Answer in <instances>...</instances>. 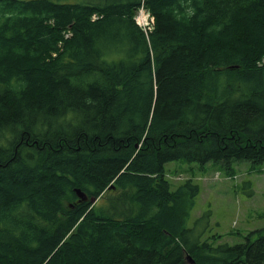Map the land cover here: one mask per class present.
I'll return each instance as SVG.
<instances>
[{"label": "trees", "instance_id": "16d2710c", "mask_svg": "<svg viewBox=\"0 0 264 264\" xmlns=\"http://www.w3.org/2000/svg\"><path fill=\"white\" fill-rule=\"evenodd\" d=\"M174 160L264 163V0H0V264H264Z\"/></svg>", "mask_w": 264, "mask_h": 264}, {"label": "rangeland", "instance_id": "374dc122", "mask_svg": "<svg viewBox=\"0 0 264 264\" xmlns=\"http://www.w3.org/2000/svg\"><path fill=\"white\" fill-rule=\"evenodd\" d=\"M147 20L148 24L146 21L144 24L150 28L152 22L148 15ZM165 168L166 176L174 183L172 187L188 178L199 185L191 215L194 218L211 210L205 235L216 234L218 240L234 244L248 232L264 227V163L251 167L247 162H237L229 171L216 163L174 160L167 162ZM188 224L193 225L192 218Z\"/></svg>", "mask_w": 264, "mask_h": 264}, {"label": "built area", "instance_id": "2783aa9c", "mask_svg": "<svg viewBox=\"0 0 264 264\" xmlns=\"http://www.w3.org/2000/svg\"><path fill=\"white\" fill-rule=\"evenodd\" d=\"M144 8L141 6L139 9V14L135 17L137 23L141 25L142 27L146 28V25L144 24V21H146V24H148L147 15L144 14ZM149 16V15H148ZM151 22L153 21V18L150 16Z\"/></svg>", "mask_w": 264, "mask_h": 264}, {"label": "water", "instance_id": "95a60500", "mask_svg": "<svg viewBox=\"0 0 264 264\" xmlns=\"http://www.w3.org/2000/svg\"><path fill=\"white\" fill-rule=\"evenodd\" d=\"M76 194L78 196L79 199H86V194L84 192H82L79 188H75ZM91 202H95V197H91Z\"/></svg>", "mask_w": 264, "mask_h": 264}, {"label": "bare ground", "instance_id": "6f19581e", "mask_svg": "<svg viewBox=\"0 0 264 264\" xmlns=\"http://www.w3.org/2000/svg\"><path fill=\"white\" fill-rule=\"evenodd\" d=\"M109 28V27H108ZM111 32V31H110ZM110 34V33H109ZM18 222V221H17ZM24 223V222H23Z\"/></svg>", "mask_w": 264, "mask_h": 264}]
</instances>
